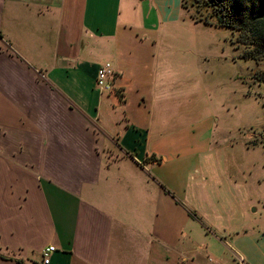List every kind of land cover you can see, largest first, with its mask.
Returning a JSON list of instances; mask_svg holds the SVG:
<instances>
[{
    "label": "crops",
    "instance_id": "0c3cea01",
    "mask_svg": "<svg viewBox=\"0 0 264 264\" xmlns=\"http://www.w3.org/2000/svg\"><path fill=\"white\" fill-rule=\"evenodd\" d=\"M186 12L0 0V264H43L50 246L49 264H264L231 189L205 185L214 117L177 111L207 75Z\"/></svg>",
    "mask_w": 264,
    "mask_h": 264
},
{
    "label": "rangeland",
    "instance_id": "374dc122",
    "mask_svg": "<svg viewBox=\"0 0 264 264\" xmlns=\"http://www.w3.org/2000/svg\"><path fill=\"white\" fill-rule=\"evenodd\" d=\"M189 24L196 28L193 51L204 60L207 75L194 84L193 104L177 111L196 110L205 121L214 117L215 158L205 185L231 189L229 202L241 205L247 223L255 224L264 240V83L259 79L264 63L245 57L232 30Z\"/></svg>",
    "mask_w": 264,
    "mask_h": 264
},
{
    "label": "trees",
    "instance_id": "16d2710c",
    "mask_svg": "<svg viewBox=\"0 0 264 264\" xmlns=\"http://www.w3.org/2000/svg\"><path fill=\"white\" fill-rule=\"evenodd\" d=\"M195 22L232 30L248 59L264 63V0H182ZM259 79L264 83V73Z\"/></svg>",
    "mask_w": 264,
    "mask_h": 264
},
{
    "label": "built area",
    "instance_id": "2783aa9c",
    "mask_svg": "<svg viewBox=\"0 0 264 264\" xmlns=\"http://www.w3.org/2000/svg\"><path fill=\"white\" fill-rule=\"evenodd\" d=\"M114 76V67L111 62H106L99 66L96 76V86L100 92L109 94L114 91L111 78ZM56 250L55 246H50L43 251V264H49L50 254ZM238 264H244V258L238 257Z\"/></svg>",
    "mask_w": 264,
    "mask_h": 264
}]
</instances>
